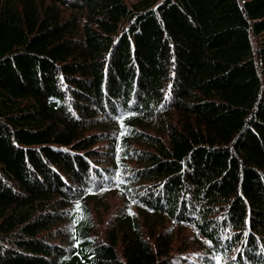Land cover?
<instances>
[{
    "label": "trees",
    "instance_id": "obj_1",
    "mask_svg": "<svg viewBox=\"0 0 264 264\" xmlns=\"http://www.w3.org/2000/svg\"><path fill=\"white\" fill-rule=\"evenodd\" d=\"M0 264H264V0H0Z\"/></svg>",
    "mask_w": 264,
    "mask_h": 264
},
{
    "label": "snow or ice",
    "instance_id": "obj_2",
    "mask_svg": "<svg viewBox=\"0 0 264 264\" xmlns=\"http://www.w3.org/2000/svg\"><path fill=\"white\" fill-rule=\"evenodd\" d=\"M80 207H81V206H80L79 204H77V205H76V209H77V211H79V210H80ZM130 214H132V213H130ZM80 219H84V217H83V216H81V217H80Z\"/></svg>",
    "mask_w": 264,
    "mask_h": 264
}]
</instances>
